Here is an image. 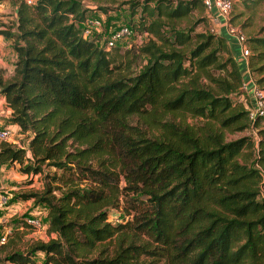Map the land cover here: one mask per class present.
Returning <instances> with one entry per match:
<instances>
[{
  "label": "trees",
  "instance_id": "obj_1",
  "mask_svg": "<svg viewBox=\"0 0 264 264\" xmlns=\"http://www.w3.org/2000/svg\"><path fill=\"white\" fill-rule=\"evenodd\" d=\"M130 3L137 16L129 24L148 37L136 72L115 70L109 50L119 46L84 36L89 9L78 0H15V31L4 33L17 58L0 90L9 122L31 132V156L1 141L0 163L32 159L24 171L36 173L46 162L66 175V188L56 196L47 182L23 194L47 207L55 237L8 252L0 264H36L38 251L46 264H152L143 252L162 264H264V127L232 98L247 90L231 41L177 25L204 10L202 0ZM246 42L251 70L264 72V34ZM180 112L230 130L256 127V136L226 139L211 124L180 125ZM244 148L251 162L238 158ZM122 194L143 198L131 219L114 222L108 209Z\"/></svg>",
  "mask_w": 264,
  "mask_h": 264
},
{
  "label": "rangeland",
  "instance_id": "obj_2",
  "mask_svg": "<svg viewBox=\"0 0 264 264\" xmlns=\"http://www.w3.org/2000/svg\"><path fill=\"white\" fill-rule=\"evenodd\" d=\"M81 5L88 8V16H98L101 14L104 28L107 26H119L121 24H129L130 19H135L136 15H131V1L132 0H78ZM248 3H244L243 0H233V8L230 14L229 21L233 24L239 25L243 28L247 38L259 36L264 34V1L259 4H252L251 1L246 0ZM16 6L15 0H0V23L10 26L14 25L16 18L13 16L14 7ZM206 15L208 18V26H204V19L202 16ZM207 11L200 10L198 7L193 9L189 17L178 21L179 27H192L195 32H204L210 30L211 21L209 20ZM14 20V21H13ZM4 21V22H3ZM12 22V25L11 23ZM96 34V31H92L90 36ZM148 37L141 33H134L131 36H126L122 41L117 43L119 50L115 53L114 48L109 51L116 54L117 59L115 61V70L122 69L125 66H129L127 71L136 72L138 70L136 64L140 61L137 48L147 40ZM247 41V39H246ZM247 43V42H246ZM248 46V45H247ZM249 45V55L247 57L248 70H245L244 64H242L243 78L248 81V76L252 77L255 82L264 92V72H258L251 70L248 61L253 52ZM231 53L234 56L239 57V49L236 46H231ZM226 56V52L223 53ZM264 60H259L257 66ZM142 63V62H141ZM229 66V65H228ZM229 68V67H228ZM210 72L214 75L218 74L219 68L211 67ZM248 74V75H247ZM247 76V77H246ZM258 78H263L262 81H257ZM185 81L188 77L184 78ZM201 85H209L210 81L204 75L199 77ZM248 91H244V94L238 93L235 97H232L234 101L243 104V106L250 110L252 109L251 95ZM248 94V95H247ZM173 119L180 123V125H187L195 128L203 123L211 124L215 128H219L225 132L226 139L235 138L241 135H256V127H248L243 130H230V128H222L218 122L207 121L203 117L192 116L191 114L180 112L177 115H173ZM257 127H264V115L259 116ZM12 134L9 139L2 140L12 144V140L25 143L31 135L30 131H22L19 127L12 126L10 124ZM155 130V129H154ZM151 131V129H149ZM156 132V130H155ZM1 142V140H0ZM12 145H15L13 143ZM27 155L31 156V152H27ZM240 160L252 161L251 149L244 148L242 154L238 157ZM251 159V160H250ZM27 164H34L32 159H25L23 163L4 162L0 163V194H5L7 197L6 203L0 206V218L3 221L0 222V234L4 228H10V233L7 235L6 240L1 242L0 240V258L4 257L8 252L19 250L26 251L32 247L38 241H46L52 237H55V232L49 228L47 220V207L40 202L35 201L33 198H24V193L40 192L44 190L45 184L48 182L51 186H55L53 193L56 196L61 194V191L66 188L63 180L66 175H62V170L58 167L50 165L46 162L42 163L41 170L38 172H25L24 167ZM55 176V177H54ZM62 177V178H60ZM60 178V179H59ZM85 181L82 180L80 185H84ZM124 182L121 181V185ZM131 195V193H130ZM140 196V195H139ZM139 198L133 199L129 195L122 194L118 203V206L109 207L108 218L112 221H126L131 219L135 209L140 205ZM37 216L41 219V227H33L27 225L24 221V217ZM114 215V217H112ZM116 215V216H115ZM143 238V237H142ZM147 238V237H146ZM154 244V242H153ZM110 248L113 244L109 245ZM97 254V251L92 253ZM141 261L151 262L152 264H162L164 258L157 254L150 252H143L140 255ZM33 260L36 264H46L44 262L45 255L43 252H35ZM52 264V263H49Z\"/></svg>",
  "mask_w": 264,
  "mask_h": 264
},
{
  "label": "built area",
  "instance_id": "obj_3",
  "mask_svg": "<svg viewBox=\"0 0 264 264\" xmlns=\"http://www.w3.org/2000/svg\"><path fill=\"white\" fill-rule=\"evenodd\" d=\"M28 4L34 3V0H26ZM204 4L205 10L208 13L209 20L211 21L210 30L213 33L221 34L222 28H224L226 35L229 40L233 41L235 46L239 49V55L242 60L246 62L247 66V57L249 55V48L246 43L247 36L243 30V28L239 25L233 24L229 21L230 14L233 8V0H202ZM99 14L98 16H86L82 21V31L84 36H90L92 31H96V34L100 36V42L103 43L107 48L117 45L118 42L122 41L126 36H131L136 33L134 28L130 24H121L119 26H107L104 28V21ZM147 36L145 34H142ZM248 70V68H247ZM251 86V94H252V109L249 110V115L251 118H256L258 116L264 115V92L263 90L253 82ZM249 82H246L244 79L243 88L248 91ZM12 134V130L10 126H4L0 128V140H7L10 138ZM256 136V135H255ZM15 143L16 147L23 148L27 152L30 151L29 139L20 144L15 140H12ZM262 190L264 192V182L262 184ZM7 201V197L5 194H0V206L2 207ZM24 221L27 225L33 227H41L42 222L41 219L37 216L27 215L24 218ZM3 221V218H0V222ZM10 233V228L6 227L2 230L0 234V240L3 242L6 240L7 235Z\"/></svg>",
  "mask_w": 264,
  "mask_h": 264
},
{
  "label": "crops",
  "instance_id": "obj_4",
  "mask_svg": "<svg viewBox=\"0 0 264 264\" xmlns=\"http://www.w3.org/2000/svg\"><path fill=\"white\" fill-rule=\"evenodd\" d=\"M0 9H2V8H0ZM13 16L16 18L15 7H14ZM10 23L12 25V22H10ZM4 31L14 32L15 31V25L10 26V28H9L7 24L4 25V24L0 23V77L3 80H10L14 76V65H15L14 62L17 58V53L13 47L12 38L7 36L4 33ZM221 34L226 35L224 28H222ZM232 45L234 46V42L231 40V46ZM236 58L239 61V63L241 64V66H242V64H244L245 70H247L246 62L240 58V55H239V57L236 55ZM247 80L250 84L249 88H248V92H249V95H251V97H252V94H251L252 81H250V80H252V77H250V75H249ZM252 103L253 102L251 101V104ZM10 113H11V109L6 104L5 96L2 94V92L0 90V128H2L4 126H10V124H12V126L19 127L18 125L9 122L8 118L10 116Z\"/></svg>",
  "mask_w": 264,
  "mask_h": 264
}]
</instances>
